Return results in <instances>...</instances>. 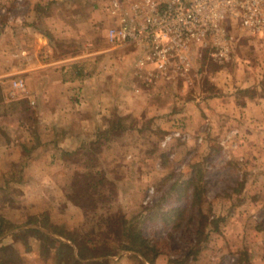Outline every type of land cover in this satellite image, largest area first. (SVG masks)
<instances>
[{
  "label": "rangeland",
  "instance_id": "obj_1",
  "mask_svg": "<svg viewBox=\"0 0 264 264\" xmlns=\"http://www.w3.org/2000/svg\"><path fill=\"white\" fill-rule=\"evenodd\" d=\"M6 1L10 2L0 0V42L11 38L12 33H2L9 26L20 27L24 36L19 41L14 31L9 46L25 43L27 50H34L36 29L64 55L83 50L91 40L95 47L100 43L99 29L79 26L76 20L81 15L74 17V10H84L92 3L98 8L95 1L100 0H54L36 7H30L28 0ZM51 23L70 37L52 38ZM226 27L235 37L231 62L217 65L204 54L191 73L194 84L180 88L173 78L165 89L171 99L165 105L169 113L144 117L147 106L139 105L137 122L121 116L98 142L86 148L89 164L95 168L88 173L90 190L76 186L75 197L85 205L89 220L85 226L91 225V230L55 224L47 213L27 217L17 182L23 165L10 168L13 183L6 189L0 187V263L31 264V255L39 256L44 264H57L55 254L60 257L59 253L45 252L49 242L31 230L42 227L64 241L68 240L52 231L67 234L81 264H93L96 259H103V264H130L126 257L137 254L127 250L131 246L146 253L153 260L149 264H264L260 260H264V124L254 123L250 129L238 115L222 114L209 104L211 98L226 93L221 86L248 75H262L258 70L264 52L255 48L253 39L239 26L229 21ZM86 32H93L94 39L84 40ZM150 84L160 85L157 78ZM155 90L159 91L150 96L160 97L163 88ZM12 91V86L6 87L7 96ZM233 93L238 101L257 94L240 87ZM180 96L194 101L184 104L176 100ZM163 107L155 103L156 113ZM130 126L138 128L133 129V136ZM115 161L121 165L118 171L109 166ZM136 235L148 246L141 245Z\"/></svg>",
  "mask_w": 264,
  "mask_h": 264
},
{
  "label": "crops",
  "instance_id": "obj_2",
  "mask_svg": "<svg viewBox=\"0 0 264 264\" xmlns=\"http://www.w3.org/2000/svg\"><path fill=\"white\" fill-rule=\"evenodd\" d=\"M3 1L4 4L7 2ZM28 1L30 7L54 2ZM141 1L143 0H100L95 1L98 2V8L92 3L84 10H74V17L81 15V19L76 20L77 25L86 26L90 30L96 26L100 32L97 35L98 41L100 40L98 46L95 47L91 40L83 50L76 53L64 55L51 46L49 38L37 29L33 37L34 50L24 48L25 43H19L22 49H17L19 46L9 45L14 41L12 34L15 32L19 41L24 40L22 29L8 26L2 31L12 34L6 42L8 45L0 42V187L6 189L7 184L13 183L10 168L21 163L22 177L17 182L25 204L22 212L27 217L47 213L55 224L70 227L79 225L81 229L84 226L85 230H91V225L85 226V222H89L86 219L85 205L75 197L76 186L82 190H90L88 173L91 168H95L89 164L86 148L98 142L110 124L120 120L121 116H125L129 122H137L140 116L139 105L147 106L146 112L142 111L144 117L156 114L160 117L169 113L165 105L170 104L171 99L166 97L165 89L170 88V82L173 81L161 77L158 79L160 85L153 86L141 80L138 70V60L143 55L141 50L132 45L109 41V30L120 26L121 15L128 14L132 18L134 4ZM113 2L119 3L121 7L116 13H113ZM52 21L54 22L53 18ZM50 25L52 38L69 36V33H60L52 23ZM92 33H83L84 40L94 39ZM77 38L81 40L79 36ZM252 44L258 51L262 49L261 54L264 52V46L261 47L257 41L253 40ZM262 61L258 70L262 74L258 75L260 79L248 75L239 82L234 80L228 86H221L226 93L209 100L213 110L238 115L250 129L255 124H264V95L261 94L264 57ZM198 64L199 61L196 60L194 69ZM238 71L241 72L242 69ZM191 77L178 80V86L187 88L194 84ZM15 79L25 80L29 90L27 95L12 99L6 95V87H10L11 80ZM239 87L244 90L254 89L257 94L253 98L238 101L233 91ZM161 88L163 93L160 97L150 96L152 91H159L155 89ZM176 100L184 104L194 101L184 99V96ZM158 102L164 107L156 113L154 107ZM169 117L168 115L166 118ZM166 118L162 117L160 120ZM130 129L133 136V129L138 128L130 126ZM109 166L115 168V171L121 169L117 161ZM8 216V213L4 214L5 218H9ZM36 228L43 230L42 227ZM126 258L130 264L150 263L140 255H129ZM28 259L31 264H44L39 256L28 255ZM260 260L264 263L263 258ZM102 261L103 259H96L92 262ZM254 261L256 260H251Z\"/></svg>",
  "mask_w": 264,
  "mask_h": 264
},
{
  "label": "built area",
  "instance_id": "obj_3",
  "mask_svg": "<svg viewBox=\"0 0 264 264\" xmlns=\"http://www.w3.org/2000/svg\"><path fill=\"white\" fill-rule=\"evenodd\" d=\"M120 9L113 2V13ZM133 10L132 18L121 15L108 37L110 43L141 50L138 70L148 83L161 77L187 80L204 54L217 65L231 62L235 37L226 27L229 21L264 46V0H143ZM11 86L12 99L27 92L23 79Z\"/></svg>",
  "mask_w": 264,
  "mask_h": 264
},
{
  "label": "trees",
  "instance_id": "obj_4",
  "mask_svg": "<svg viewBox=\"0 0 264 264\" xmlns=\"http://www.w3.org/2000/svg\"><path fill=\"white\" fill-rule=\"evenodd\" d=\"M34 219H32V220H34ZM31 230L49 242L48 246H44L45 252H47L49 254L54 252V251L59 253L60 257H58L57 253L56 254L54 253L57 264H81V260H79L77 257L76 250H75V247H74L73 242H72L73 240L67 234L60 232L58 230L52 231V233L58 234V235L66 238L68 240V241H64L62 239H58V238L53 237L51 234L43 231L40 228H34ZM136 238L141 241V245H143L145 247L148 246V242L144 238H141L140 235H136ZM7 247L8 246H6L5 248H7ZM62 250H64L63 253H62ZM127 250L137 253L136 254L137 256L139 254L140 256L145 258L148 262H153L152 259L147 257L146 253H144L143 251H140L136 246L135 247L131 246V247L127 248ZM92 263L93 264H103V261L102 262H92ZM0 264H11V263L2 262Z\"/></svg>",
  "mask_w": 264,
  "mask_h": 264
}]
</instances>
